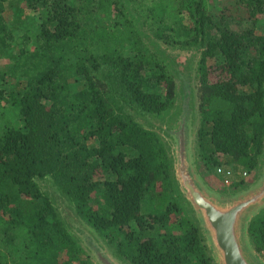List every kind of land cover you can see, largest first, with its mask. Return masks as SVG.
Masks as SVG:
<instances>
[{
    "label": "trees",
    "instance_id": "obj_1",
    "mask_svg": "<svg viewBox=\"0 0 264 264\" xmlns=\"http://www.w3.org/2000/svg\"><path fill=\"white\" fill-rule=\"evenodd\" d=\"M130 2L140 11L125 13L121 0H0V66L10 63L0 73V264H93L37 184L46 177L123 264H217L170 149L134 116L161 119L176 105L174 77L147 53L140 26L166 47L200 52L203 174L255 172L264 0H218L217 10L190 0L189 24L176 27L164 0ZM246 236L263 256L264 213L247 221Z\"/></svg>",
    "mask_w": 264,
    "mask_h": 264
},
{
    "label": "rangeland",
    "instance_id": "obj_2",
    "mask_svg": "<svg viewBox=\"0 0 264 264\" xmlns=\"http://www.w3.org/2000/svg\"><path fill=\"white\" fill-rule=\"evenodd\" d=\"M121 1L123 2L124 9L127 8L125 13H129L132 9H137V12H139L141 9V7L137 8L132 6L130 0H128L129 2L127 0ZM189 1L190 0H164L166 21L169 25L176 27L182 22L186 23V25L189 24L190 17L187 13V4ZM218 6V0H208L206 4L208 10H210V8L217 10ZM116 15V7L112 6L108 11V14L104 15L105 22L108 23V17L113 20ZM263 27L264 21L259 24L258 29L262 30ZM140 31L142 32L143 47H145L149 56L154 57L155 55L164 60L170 73L174 77L176 84V105L168 115L161 119H152L146 116H134L143 128L157 133L165 145L170 149V154L174 160L176 178L179 159L178 154L180 151L179 143L182 140L186 146L189 170L198 186L206 195L219 201L232 202L255 192L264 182V158L263 162L255 172L248 173V171L243 169H233L234 178L232 179V183H240L241 181L245 183L244 186L239 189H233L231 187L232 183L229 186L225 185L216 171L208 176L204 175L203 170L198 167L195 159V137L200 122V116L198 112L199 84L196 76V68L200 52L195 50L186 52L174 50L157 41L146 27L140 26ZM143 33L145 36H143ZM9 65V61H3L0 66V73L4 72ZM210 79L213 82L215 81L214 74H212ZM243 173H246V176H243ZM36 182L42 191L49 194L55 207L64 219L68 232L93 264H104V259L112 264H123L116 258L105 240L100 238L90 227L75 215L72 205L61 197L49 177L42 180L37 179ZM182 192L186 198L187 196L183 190ZM191 207L194 210L193 206ZM194 213L195 216L198 217L195 210ZM263 213L264 201L250 213L248 220L254 215H261ZM200 226L204 231L203 226L201 224ZM204 234L207 240V245L211 249L205 231ZM245 239L249 249L253 252L247 236ZM213 256L215 257L214 254ZM257 258L261 264H264V254L261 257L257 256ZM215 260L216 263L219 264L216 257Z\"/></svg>",
    "mask_w": 264,
    "mask_h": 264
},
{
    "label": "water",
    "instance_id": "obj_3",
    "mask_svg": "<svg viewBox=\"0 0 264 264\" xmlns=\"http://www.w3.org/2000/svg\"><path fill=\"white\" fill-rule=\"evenodd\" d=\"M177 180L200 220L219 264H261L246 243L250 213L264 201V182L250 195L236 201H219L206 195L193 178L186 146L179 143ZM104 264H112L103 260Z\"/></svg>",
    "mask_w": 264,
    "mask_h": 264
},
{
    "label": "built area",
    "instance_id": "obj_4",
    "mask_svg": "<svg viewBox=\"0 0 264 264\" xmlns=\"http://www.w3.org/2000/svg\"><path fill=\"white\" fill-rule=\"evenodd\" d=\"M216 172L218 176L221 177L223 183L227 186L231 185L232 178H233V172L229 169H223V168H217ZM243 176H246V173H243Z\"/></svg>",
    "mask_w": 264,
    "mask_h": 264
}]
</instances>
